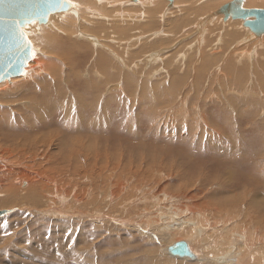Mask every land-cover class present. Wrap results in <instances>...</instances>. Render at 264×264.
Returning a JSON list of instances; mask_svg holds the SVG:
<instances>
[{"label":"bare ground","instance_id":"bare-ground-1","mask_svg":"<svg viewBox=\"0 0 264 264\" xmlns=\"http://www.w3.org/2000/svg\"><path fill=\"white\" fill-rule=\"evenodd\" d=\"M187 1L191 0H174L173 3H169L167 0H73V3L78 5V8L74 7L76 9H73V7L71 6L70 9H68V11L66 12L51 14L46 24H39L37 22L34 25L26 26L25 31L28 33L29 38L32 40V44L37 53L36 58L32 59V61L29 62L28 66L25 69L28 74L26 76V80L28 77H31L32 79H30L33 80L34 83H37V81L39 80L40 84L34 86L33 88L25 90H22L23 87L19 89L21 90L18 93L20 95L19 101H22L19 103L24 104L20 106L19 104H17L18 102L16 103L15 96H11L13 92L10 95L6 91L9 88V84L11 83H14L15 87L19 86L20 84L18 83V81L20 80L21 76L23 78H25V76L21 75L17 78H12L0 83L1 95L10 98L7 103H5V109L0 110V206L8 202L11 205L17 203L22 204V206L26 205L32 208L48 207L50 209L49 211H53L56 214H58V211L60 215L65 214V217H67V212L73 210L71 209L68 211L65 207L71 204L70 200H72V204L77 201L78 206L75 209L79 211L88 212L89 214L95 212L104 213V215H106V217L108 218L104 221H108L110 219V222H105V224L112 223L115 221V219H117L116 223H120L122 225H129L128 222L134 223L130 224V226L126 227V229L129 227H134V229L136 227L139 229L144 228L143 226H145V224L147 227H151L152 230H154V232L156 231L159 236V238L156 239H159L160 243L162 244L158 247L160 251H163L164 245L170 240L172 242L173 238L185 234L187 235V238L183 236L186 238L185 241L191 244V248L197 254L199 253L198 248L200 247L201 242V250L207 251L208 253L206 254H208L209 259L212 261L209 264H264V166H262L264 153H259L260 157H258V162L254 165L255 167L253 165H250V167H248L249 169L247 168V171H249L248 174L246 172L244 173L241 170L238 171V169L233 167L232 168L234 170L229 169L227 172L225 170V172L222 174V169L220 166V168L217 169L218 173L215 176L201 175L197 172L196 169H193V167L191 166L187 167V165L185 164H182V167L184 168H179V162L177 161H171L172 164L170 165L172 168H169L164 164V161L167 160L165 157L159 158L157 156H151L150 158L147 157L148 159H146V157H144L146 155L145 151L143 152L144 154L140 159L141 161H139L140 163L134 162L136 160H139L137 157L132 159L129 158L130 160L126 161L123 168H121L120 160L125 156H117L121 159L116 158V160L114 161L113 158H110L108 154H106L107 152H103L108 150L107 143L111 141L110 139L117 138V135H119V129H117L118 120L116 115L117 113H119L121 105L117 103L124 100L123 98L114 99L112 96H110L111 99H109L108 101L106 100L102 103L101 111L98 109L100 100L97 103L96 108H94L88 103V88L91 85H89L88 81H86L82 77L81 79L79 76L80 72H83V70L81 69L83 64H85L87 61L86 55L89 51H91L89 50V47L94 48L98 47L99 45L102 46V44L99 42L100 39H98V35L96 36V38L95 35L92 34L94 36L93 38V36H89L85 32L88 29L83 31H81L80 29L79 30L82 32V36L84 34L87 35L86 40L90 41L88 42V44L91 43V46L87 45L86 43L81 44V42H79L80 44L75 43L73 41L74 37L76 38L77 35V33H75V29L77 28L78 30L76 23H79L78 25H82L83 21L89 23V26L91 25L95 27L92 30L90 29L89 31H94L102 34L99 37H103L104 34L106 36V42L108 41L119 45L123 44L124 42V44L127 46V50H129L130 47L134 45V43L137 44L135 40L140 41L146 36L154 37L158 35L154 30L155 27L152 28V22L155 23V25H157L156 23L159 24L161 22H159V17H161L160 19L165 20V22L163 21L162 23L165 26V28L162 27L164 32L167 34L169 33L172 36L180 34L184 26H188L189 29L193 28L196 33L205 31L208 32L210 30L209 32L211 36V34L215 32V30H213L214 28L211 30V28H209V25L218 19H225V17L222 15L220 16L218 12L224 5H226V3L228 4L232 2V0L206 1V4L211 3L207 6L210 9L201 8L199 10L192 11V9L188 10L189 7L186 8V6L189 4L183 3ZM168 7H170V11L168 10L166 12L167 14L164 18L165 13L163 12ZM243 8L264 10V0H244ZM175 10L178 11V13L183 18L179 17L180 19H177L176 17V20L170 22V19L175 18ZM229 19L231 20L232 18ZM224 21L225 20H223L222 22ZM234 21L243 22L242 30L240 29L239 31L235 28H228L229 32H234L236 33V35H231V40H228L229 42L224 43L222 47L223 51L228 49H231V51L240 49L237 52H233L231 58L229 59L230 62L228 61L225 67V70L231 75L238 73V68H234V63H238L239 61H233L234 57L238 56L239 59L240 57L244 58L245 56H249V58L252 59L253 57H250V55L254 53V49L258 48L256 47L257 43H260L258 41L259 37L257 38L258 40H256L255 38L256 32L248 26L247 22L242 20ZM128 22L129 26L147 24V27L134 26L135 28L133 29H123ZM235 25H237V23H235ZM224 26L227 27V24H225ZM85 27L86 26H84V28ZM218 27L219 26L216 25V28ZM226 31L228 30L226 29ZM136 34L140 36L136 37ZM257 36L263 37L264 34H257ZM261 44L264 46L262 42ZM150 45L152 46L153 44ZM105 46L103 45L102 48L106 51H109L111 49L110 47V49H108ZM157 47L160 48V46ZM148 48L151 49L153 48V46H149ZM152 51L154 50L152 49ZM107 54L108 53H106V55ZM106 55H101L99 53L98 56L100 57L98 58V62H95V66L97 68L95 69V72L98 74V78H96V81H94V85L92 84V86H97L100 88L102 87L101 89L98 88L99 94H101V92L111 94V92L115 91L114 87L116 85V82L113 81L115 76L113 77L109 75L111 73H108L109 67L107 68V62L110 60H106ZM258 56L260 57V55ZM263 59L264 58H262L261 61L255 58V60L258 61H256V66L259 68L258 71L263 72H261V77H259L262 88H264ZM60 61L62 65L59 63ZM259 61H261L262 63ZM110 62H112V60ZM247 64L249 63L247 62ZM247 64L244 63L243 65L247 67ZM202 69H205V67H203ZM201 72L202 71H200L199 74H201ZM127 81L131 80L126 77L125 82ZM95 82H100V84L95 85ZM174 82L176 83V79L174 80ZM104 86L106 87L105 89ZM69 88L76 93V97L71 94L67 99V96L70 92ZM177 89L175 90V93L177 92ZM168 90L170 91V88ZM127 91L131 93L129 87L127 88ZM7 93L10 96H8ZM132 99L134 98L132 97ZM191 99L192 98H190V100ZM133 102L135 101L132 100L129 104H134ZM74 103L76 104V106H74ZM198 103H200L199 100ZM236 105H238V102ZM240 107L242 106L240 105ZM6 109H8V114L6 112ZM184 109L185 108H183V110ZM174 110L177 113L182 112L179 108H176ZM246 111L248 110L246 109ZM253 112L254 111H252V113ZM106 118H108V121L106 120ZM148 118L149 119L145 124L148 123L149 125L156 127V124L152 123L153 117L148 116ZM181 120L182 124L176 121L165 123L166 125H168V130L171 135H174V137L182 135L181 140H185L184 142L187 143V147L193 146L195 150L199 149V152L200 149H205V152H207L206 149L211 148L214 150H218L219 152H217V154H221V156L222 154H224L226 157L231 155V152L234 153V150H232L231 148H228L223 144L221 145L219 143L220 141H218L217 139V136V138L214 137L215 139L207 137L206 127L208 126V124H206V122L208 120L206 121L202 118V120L195 125L194 120L196 119H192V122L184 121V123L183 119ZM247 120L251 122V125L249 126L250 129L257 122L256 119L254 120L252 118H247ZM163 121L164 119L162 120V122ZM143 123L144 122L141 118H139V124L136 120L133 123L131 121H128L129 125H126V129L129 130L133 128L134 131L138 133V131L135 130L136 127H138L140 129V132L144 133L147 137L154 138V135H150L149 133L152 131L156 133V128L152 129L150 127H147V130H144ZM234 127L235 126H233V128ZM160 131L158 128L157 135H160ZM246 133L248 134L251 143H253L254 135H252V130L249 131V133ZM165 134H167V132H165ZM260 134L263 135V138L264 131L260 132ZM159 139L162 140L161 138ZM104 140L107 141V143L103 142ZM149 141L151 140L147 138V145ZM231 142L233 141L231 140ZM137 143L140 146L146 147V143ZM103 145L106 146L103 147ZM261 145L263 148L264 138ZM242 154L243 153H240V155ZM244 155L245 158L250 159V161L254 160V154L250 153ZM145 162H147L146 165H144ZM239 162L237 160L233 164L239 167ZM128 164L129 167L128 169H126ZM117 167L118 171L116 170ZM241 168L243 169V167ZM173 169L175 172L173 171ZM238 175L243 176V178ZM163 177H165V181L169 178H172V182H174V184H178L169 187V183L167 184L166 182H155L157 181L156 178L160 179ZM112 180L113 183L111 182ZM85 181H89L93 184L101 181V183H103L105 187V190H109L110 193L108 195L112 196L113 198H115L116 195H118L120 192H123L121 190V187H123V185L130 184L131 186V184L134 183L133 186H138L143 183H147V186H153L151 189L148 188L149 192L154 188L158 190H156L157 192L153 194L152 197H150L149 195L148 197H150V199H155L154 201L157 203L155 205L158 206L159 211L156 213V210V214L150 217H146L143 215L141 216L139 214L140 216L137 215L133 217H129V215H127V217L125 216V218L123 217L124 213L115 217L113 211L108 210L107 212H105L100 210L101 208L99 209V207L97 206L99 204L97 203V201L95 202L94 200H92L90 201L92 203L87 202L86 204H84V201L91 200L90 194L88 197V192L83 191V189L81 188V185H83ZM216 183L220 185L221 190L218 192H216V190L209 191L210 189H208V186H213ZM90 187L92 186H89L88 188ZM174 197L175 200L176 197L178 199H181V201L184 200L182 201L184 204L177 206L172 205L171 200ZM127 198L128 197H125V200H127ZM80 203H83L84 205ZM88 204H94L93 207H95L97 210H95V208L86 210ZM58 207H61V209L65 211L63 212L62 210H57ZM8 210L11 209L8 208ZM0 211L4 212V214L6 213V210L4 209H0ZM153 213L154 212H152V214ZM96 215L99 218L100 214ZM125 220L127 221L121 222ZM98 221L99 220H97L95 223L103 222V220L99 222ZM136 221H140L141 223ZM104 226L106 227V225ZM50 227L51 225H48V231L49 229H51ZM68 230L66 228L60 229L62 234L72 235L71 230ZM214 233L219 234L222 237V240L225 242L217 240L218 238L215 239L216 236H214ZM211 238L215 239L214 243H212ZM56 240L61 242L59 238ZM47 242L50 241L47 239ZM71 244L72 243L68 244L67 250L71 248ZM64 245L65 243L63 242L62 247ZM62 247L59 245L56 250H59ZM63 248H65V246ZM167 248L164 250L165 252H167ZM152 252L153 251L146 250L143 252L145 260L142 261V264H153L152 258L154 254H152ZM64 253H67L66 250ZM70 254L73 257V255L79 254V252L71 251ZM85 256H87V254H84V257ZM206 258L207 257H205L204 259L205 261L208 260ZM89 260L90 258L87 259L86 264H89ZM166 261L169 262V260Z\"/></svg>","mask_w":264,"mask_h":264},{"label":"rangeland","instance_id":"rangeland-1","mask_svg":"<svg viewBox=\"0 0 264 264\" xmlns=\"http://www.w3.org/2000/svg\"><path fill=\"white\" fill-rule=\"evenodd\" d=\"M206 1H215V0H194V1L191 0V1L183 2V3L189 4L186 6V8L189 7L188 10L192 9V11L199 10L201 8L210 9L207 6L210 5L211 3L206 4ZM169 8L170 7L166 8L163 12L165 13L164 18ZM73 9H76V8L73 7ZM176 17L177 19L183 18L178 13V11L175 10V18L170 19V22L173 20H176ZM160 18L161 17H159V22L160 21L161 22L159 24L156 23L157 25H155V23L152 22V28L155 27L154 30L156 34L158 35L154 37L146 36L140 41L135 40L137 44L134 43V45L130 47L129 50H127V46L124 44V42L121 45L108 42V41L106 42L105 40L106 36L104 34H103V37H99L102 34L98 32H94V31L93 32L89 31L90 29L92 30L93 28H95L91 25L90 27L89 23L85 21H83L82 25H78L79 23H76L78 30L77 28L75 29V33H77L76 38L74 37V40H73L75 43L80 44L79 42H81V44H84V43H86L87 45L91 44V43L88 44V42L90 41L86 40L87 35L84 34L85 36L84 35L82 36V32H81L83 30L88 29L85 32L89 36H93L92 34H94L96 37L98 35V39H100L99 42L102 44V46L103 45L105 46L106 44L105 46L106 48L108 49L111 48L109 51H106L105 49L102 48V46L99 45L98 47L101 49L100 51L98 47H94L95 49L93 47H89V50L91 51H89L88 54L86 55L87 61L85 64H83L81 68L83 72L79 71L80 78L81 77L84 78L86 81H88L89 85H91L88 88L89 105L96 108V105L100 100L98 109L101 111L102 103L106 100L108 101L109 99H111L110 96H112L114 99L123 98V100L125 101V102L119 101L117 103L121 105V108L119 109V113H117L116 115L117 120H118L117 129H119L118 130L119 135H117V138L110 139L111 141L108 143L105 140L103 141L107 143V146H108V150L104 151L103 153L107 152L106 154H108L110 158H113L114 161L116 160V158L117 159L119 158L117 156H121V155L125 156L123 157V159L119 158L121 159L120 160L121 168H123L126 161L130 160L129 158L132 159V158L137 157L139 160H136L134 162L140 163L139 161H141L140 159L142 158L144 154L143 152L145 151L146 155L144 157H146V159L150 158L151 156L152 157L157 156L159 158L165 157L167 160L164 161V164L168 166L169 168H172L170 165L172 164L171 161L172 162L177 161L179 162L178 164L179 168H184L182 167L183 166L182 164H185L187 165V167L191 166L193 167V169H196L197 172L201 175L215 176L218 173L217 169H219L220 166L222 169L221 171L222 174L225 172V170L227 172L229 169H233V168H236L238 169V171L241 170L244 173L246 172L248 174L249 172L247 171L249 169L248 167H250V165L254 166L255 163L258 162L257 159L258 157H260L259 153H262V154L264 153V145H263V148L261 145L264 137L262 138L263 135L260 134V132L264 131L263 129L264 128V124H263L264 123V88H262V84L260 83V80H259V77H261L260 74L262 71H258L259 68L256 66V61L258 59L262 61V58H264L262 57L264 56V46L261 44V42L264 44V41H263L264 36L263 37L257 36V34L255 36L256 40L259 39L258 41L260 43H257L256 47L258 48L254 49V53L250 55V57H253L254 59L249 58V56L248 57L245 56L246 58L240 57L239 59H238V56L234 57L233 61H236V62L239 61L238 63H234V68L235 69L238 68L237 70L238 75L237 74L231 75L229 72L225 70V67L229 59L231 58V55L233 54V52H237L240 49L235 50V51H231V49L223 51L222 47L224 43L229 42L231 40V35L232 36H234V34L236 35V33L234 32H229V29L235 28L240 31V29L242 30L243 22L234 21L233 19L231 20L230 19H218L209 25L210 26L209 28H211V30L213 28H214L213 30H215V32L211 34V36L209 32L210 30L208 32L205 31V32L196 33V31L193 30V28L189 29L188 26H184L180 34L172 36L169 33L167 34L164 32L162 27L165 28V26L162 23L163 21L165 22V20H162ZM223 20L225 21L222 22ZM233 22L237 23V25H235V23ZM225 24H227V27L224 26ZM83 25L86 27L84 28ZM216 25H218L219 27L216 28ZM134 26L135 25L129 26V22H128L126 23V26H124L123 29H126V30L133 29L136 26L147 27V24H142V25L138 24L135 27ZM226 29L228 31H226ZM138 36L140 35L136 34V37ZM261 38H262V41H261ZM81 39H83L84 41ZM150 44H153L152 45L153 48L151 49L148 48L149 46L152 47ZM157 46H160V48H158ZM146 47L148 48L149 51L147 50ZM152 49L154 51H152ZM103 52H106L108 54L106 55V53H103ZM99 53L101 55L102 54L106 55L105 56L107 58L106 60L109 59L110 61L112 60L113 62V63L110 61L107 62V68L109 67L108 73H111L109 75L113 77L115 76L113 81L116 82V85L114 87L115 91L111 92V94H108L106 92H101V94H99L98 88L101 89L102 87L100 88L97 86H92V84L94 85V81H96V78H98V74L95 72L96 71L95 69H97L95 64L98 62V58L100 57L98 56ZM254 54L260 55L261 59L258 55L256 56ZM94 56H96L97 58ZM255 58H257V60H255ZM247 62L249 64H247ZM59 63L62 65L61 61ZM244 63H246L248 66L245 67L243 65ZM263 63H264V59H263ZM203 67H205V69H202ZM211 69L212 70L214 69L213 72ZM200 71H202L201 74H199ZM126 77L129 78L131 81L125 82ZM30 78L31 77H28L26 80V77L23 78L21 76L20 80L18 81V83L21 86L19 85L20 87L19 86L15 87L14 83H11L9 84V88H8L9 91L8 90L6 91L10 95L13 92L11 96L12 97L15 96V101L16 103L18 102L17 104H19L20 106L24 104L19 103V102H22V101H19L20 95L18 93L21 91L19 89L23 87L22 90H25V89L33 88L34 86L40 84L39 80L37 81V83H34L33 80H31L32 78L31 79ZM175 79H176V83L174 82ZM186 79H187V82H186ZM97 84H100V82L99 83L95 82V85ZM128 87H129V90H131L132 94L129 91H127ZM263 87H264V84H263ZM105 88L106 87L104 86V89ZM169 88H170V91L168 90ZM176 89H177V92L175 93ZM8 93L7 95L10 96ZM71 94L76 97V93L70 89L67 99L69 98ZM183 94H184V97H183ZM0 96H1L0 97V110H4L6 107L5 103H7V101L10 98L5 97L4 95H1V93H0ZM132 97L134 99H132ZM190 98L192 99L190 100ZM132 100L135 101L133 102L134 104H129ZM138 100L140 103L138 102ZM198 100L200 101V103H198ZM237 102H238V105H236ZM233 104L236 106H234ZM240 105L242 107H240ZM74 106H76L75 103H74ZM143 107L145 108V110ZM173 108L174 109L179 108L182 112L177 113ZM183 108H185L184 109L185 111L183 110ZM246 109L248 111H246ZM252 111L254 112L252 113ZM6 112L8 114V109H6ZM148 116L153 117L152 123L153 124L155 123L156 127L149 125L148 123L145 124L149 119ZM138 117L141 118L144 122L143 123L144 130H147L146 129L147 127H150L152 129L156 128V133L153 131L150 133L148 132L150 135L153 134L154 138L147 137L144 133L140 132V129L138 127H136L135 129L136 131H138V133H136L133 128L129 130L126 129V125H129L128 121H131L133 123L136 120L137 123L139 124ZM202 118L206 121L208 120L206 122V124H208L207 126L208 128L206 127L207 137L209 138L218 137L217 139L218 141H220L219 143L221 145L222 144L226 145V147L228 148H231L232 150H234V153L231 152L232 154L226 157L224 154H222V156L221 154H217V152L219 151L211 149V148H207L206 149L207 152H205V149H200V152H199V149L195 150L193 146H189L190 147L189 148L186 146L187 143L184 142L185 140H181L182 135L174 137V135L170 134L168 130L169 127L168 125H166V123H170L172 121L180 122L182 124L181 119H183V123L184 121L192 122V119H196L194 120V125H195L199 121H201ZM247 118L249 119L252 118L254 120L256 119L258 123L256 122L255 125H253V127L251 126L252 128L250 129L249 126L251 125V122L248 121ZM163 119L164 121L162 122ZM106 120L108 121V118H106ZM238 123L241 125H239ZM233 126L235 127L233 128ZM158 128H159V131L161 129L160 135H157ZM251 130H252V135H254L253 143H251L249 136L246 133V132L249 133V131ZM165 132H167V134H165ZM210 135H212L213 137ZM147 138L151 140L148 142V145L146 143ZM159 138H161L162 140H160ZM220 139H224V140H220ZM230 139L233 142H231ZM247 141L250 143H248ZM137 142L146 143L145 145L146 147L140 146ZM105 146L106 145H103V147ZM240 153H243V154L240 155ZM250 153L255 155L254 160L250 161V159L245 158L244 154L247 155ZM237 160L238 162L239 161L241 162V163L240 162L238 163L239 167L233 164ZM146 164L147 162L144 163V165ZM262 166H264V160L262 161ZM128 167H129V164L127 165L126 169H128ZM241 167H243V169ZM116 170L118 171V167L116 168ZM240 177L243 178V176H240ZM156 179L157 181L155 182H161V183L166 182L167 184L169 183V187H172L178 184V183L174 184V182H172V178H169L166 181H165V177L160 178L161 180L159 178H156ZM111 182L113 183V180ZM133 184H131V186L130 184L123 185V187H121V190L123 192H120L118 195H116L115 198H113L112 196L108 195L110 192L109 190L108 191L105 190V187L103 183H101V181H98L95 184L90 183L89 181H85V183L81 185V188L83 189V191L88 192V197L90 194L91 200L84 201V204H86L87 202L92 203L90 202L92 200H94L95 202L97 201V203H99L97 206L99 207V209L101 208L100 210L105 211V212H107L108 210L113 211V214L115 215V217L119 216L120 214L122 215L123 213H124L123 217L125 216L127 217V215H129V217H133L139 214L141 216L143 215L146 217H150L152 215L154 216V214H156L159 210H158V206L155 205L157 204L154 201L155 199L151 198L152 199V202H151L150 197H152V195L155 194L158 190L154 188L150 190L149 192L148 188L151 189L153 186H147L146 185L147 183H143L138 186H133ZM217 185H218L217 183L213 186L209 185L208 186V189H210L209 191L211 190L212 191L216 190V192L220 191L221 187L220 185L218 186ZM89 186H92V187L88 188ZM148 195L150 197H148ZM124 196L128 197L127 200H125ZM117 197H119L120 199L122 198L123 199L120 200ZM171 201H172L171 204L176 205V206L184 204L182 202L184 200L181 201V199H178L177 197H176V200L174 197ZM70 203H71L70 204L71 206L69 205V206H66L65 208L68 211L71 209L73 211L67 212V217H65V214L60 215L58 211L57 213L59 215L54 213L53 211H49L50 209L48 207L32 208L26 205L22 206V204H17V203H14L11 205L8 202L0 206V209L6 210V213L4 214L3 218L2 216L0 217V264H86L88 258H90L89 264H142V261L145 260L144 255H143V252L145 250L153 251L152 252V254H154L152 258L153 264H184V263L185 264H199V263L209 264L212 262L209 259L208 254H206L208 252L201 250L202 249L201 242H200V247H199L200 249L198 248L199 250L198 254L200 256V259L196 261L172 257L169 254H167V252L164 251L167 247H169L170 245L176 242L185 241L187 238L186 237L187 235L185 234L179 235L173 238L172 242L170 240L168 243H166L163 247L164 248L163 249L164 253H163V251H160L158 249V247L162 244L160 243L159 239H156V238H159L157 232L156 231L154 232V230H152L151 227H147L146 224L145 226H143L144 228H140V229L137 227H136L137 229L136 228L134 229V227L132 228L129 227L126 229V227L130 226V224H134V223L128 222L129 225H122L120 223H116L117 219H115V221L112 223L105 224V222H108L110 219L108 221H104L105 219H108L106 215H104V213L95 212V213L89 214L88 212L79 211L75 209L78 206L77 201H75L74 204H72V200H70ZM80 204H83V203H80ZM94 204H88L86 210L91 209V208L94 209L95 208L93 207ZM8 208L11 210H8ZM57 210L61 211L62 209L61 207H58ZM95 210L97 209L95 208ZM62 211L64 212L65 210H62ZM152 212L154 213L152 214ZM96 214H100L99 218L101 219H99ZM94 220L96 221L103 220L104 223L103 222L100 223L99 221H98L99 223H95L96 221ZM126 221L127 220L121 221V222H126ZM136 222H140V221H136ZM48 225H51L50 227L51 229H49V231H48ZM104 225H106V227ZM55 227H62V228H66L67 230L69 229L71 230L72 235L62 234L60 231V229L62 228H55ZM214 234H215L214 236H216L215 239L218 238L217 240L223 241L222 237L219 234L217 233H214ZM183 236H185L186 238ZM58 238L61 240L62 243L63 242L65 243L64 245L65 248H63L64 246L62 247L61 242L56 240ZM213 238H211L212 243H214V240H215ZM47 239L50 242H47ZM67 242L68 244L72 243L70 245L71 248L68 250H67V247H68ZM59 245L62 248H60L59 250H56ZM65 250L67 253H64ZM71 251H77L79 252V254L73 255L72 257L70 254ZM102 253H104L105 255ZM84 254H87V256L84 257ZM205 257H207L206 259H208L209 261L208 260L205 261L204 260ZM166 260H169V262Z\"/></svg>","mask_w":264,"mask_h":264},{"label":"water","instance_id":"water-1","mask_svg":"<svg viewBox=\"0 0 264 264\" xmlns=\"http://www.w3.org/2000/svg\"><path fill=\"white\" fill-rule=\"evenodd\" d=\"M169 3H173L174 0H167ZM244 0H232L231 3L224 5L219 10V15H223L225 19L232 18L233 20H242L248 23L256 34H264V10L244 9ZM36 6L43 11L46 5L43 0H0V19H8L12 16L24 18L21 13H26L29 9ZM71 5H65L63 8H56L49 14H55L60 12H66L70 9ZM39 24H46L47 20L40 19ZM3 25H0V83L17 78L21 76L22 71H25L32 58H27V63H23V57L18 56L16 49L6 38L5 33L2 31ZM4 215V212L0 211V217ZM167 254L172 257L180 259H188L196 261L200 259V256L193 251L191 244L187 241H179L167 248Z\"/></svg>","mask_w":264,"mask_h":264},{"label":"snow or ice","instance_id":"snow-or-ice-1","mask_svg":"<svg viewBox=\"0 0 264 264\" xmlns=\"http://www.w3.org/2000/svg\"><path fill=\"white\" fill-rule=\"evenodd\" d=\"M46 5L45 10H41L39 6L29 9L26 13H21L24 18L12 16L8 19H0V25H3L2 31L5 33L6 38L14 46L18 56H22L23 63H27V58L30 56L32 59L36 58V50L29 38L28 33L25 31L26 26L34 25L38 22V17L43 20L49 18V14L56 8H63L65 5L77 7L73 0H43ZM23 76H27L26 71H22Z\"/></svg>","mask_w":264,"mask_h":264}]
</instances>
